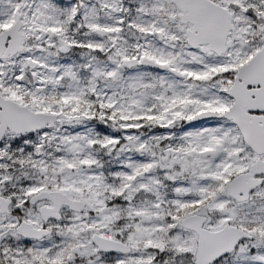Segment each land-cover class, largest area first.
<instances>
[{"label":"snow or ice","instance_id":"obj_1","mask_svg":"<svg viewBox=\"0 0 264 264\" xmlns=\"http://www.w3.org/2000/svg\"><path fill=\"white\" fill-rule=\"evenodd\" d=\"M0 264H264V0H0Z\"/></svg>","mask_w":264,"mask_h":264}]
</instances>
